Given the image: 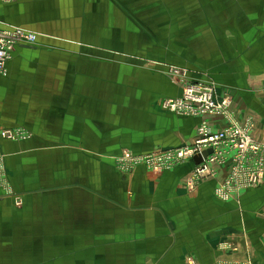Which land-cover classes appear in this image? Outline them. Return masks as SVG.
I'll use <instances>...</instances> for the list:
<instances>
[{
	"label": "crops",
	"instance_id": "obj_1",
	"mask_svg": "<svg viewBox=\"0 0 264 264\" xmlns=\"http://www.w3.org/2000/svg\"><path fill=\"white\" fill-rule=\"evenodd\" d=\"M0 22L38 35L0 74L1 122L31 133L1 142L0 264H264V183L225 201L229 161L189 186L194 161L114 160L197 138L202 118L162 108L182 93L172 65L214 80L264 143V0H13Z\"/></svg>",
	"mask_w": 264,
	"mask_h": 264
},
{
	"label": "built area",
	"instance_id": "obj_2",
	"mask_svg": "<svg viewBox=\"0 0 264 264\" xmlns=\"http://www.w3.org/2000/svg\"><path fill=\"white\" fill-rule=\"evenodd\" d=\"M13 0H0L9 3ZM36 32L24 27L0 22V74L7 72V64L19 46H33L37 43ZM169 75L181 87L179 96L165 97L162 108L168 112L186 117L202 118L197 129V138L190 145L139 154L131 149L123 150L115 156L116 166L125 172H131L140 165L154 173L174 169L197 155L212 149L199 164H194L187 185L196 186L200 181L215 174V167L230 162L227 177L215 188L216 197L229 200L244 190L257 188L264 183V143L253 136L255 123L248 118L244 123L237 120L231 111L230 98L221 96L214 80L202 78L194 80L188 69L169 66ZM212 116L224 120V126L214 131L205 117ZM31 137L29 130L9 128L0 120V189L10 197L14 196L5 168V155L1 150L3 140H22ZM18 204L21 200L15 199ZM187 264H198L194 257L187 258Z\"/></svg>",
	"mask_w": 264,
	"mask_h": 264
},
{
	"label": "water",
	"instance_id": "obj_3",
	"mask_svg": "<svg viewBox=\"0 0 264 264\" xmlns=\"http://www.w3.org/2000/svg\"><path fill=\"white\" fill-rule=\"evenodd\" d=\"M210 153H212V149L204 151L202 155L195 156L193 159L194 163L195 164L201 163L203 159L206 158Z\"/></svg>",
	"mask_w": 264,
	"mask_h": 264
},
{
	"label": "rangeland",
	"instance_id": "obj_4",
	"mask_svg": "<svg viewBox=\"0 0 264 264\" xmlns=\"http://www.w3.org/2000/svg\"><path fill=\"white\" fill-rule=\"evenodd\" d=\"M136 153H139V154H143V153H141V152H136ZM147 154L148 153H150V152H146ZM115 160V159H114ZM115 164H116V162H115ZM165 172V171H164ZM158 174V173H157ZM161 174V173H160Z\"/></svg>",
	"mask_w": 264,
	"mask_h": 264
}]
</instances>
